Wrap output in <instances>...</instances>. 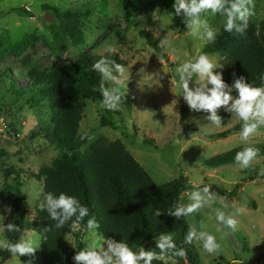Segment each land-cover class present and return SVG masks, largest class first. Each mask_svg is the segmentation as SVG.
<instances>
[{"label": "rangeland", "instance_id": "obj_1", "mask_svg": "<svg viewBox=\"0 0 264 264\" xmlns=\"http://www.w3.org/2000/svg\"><path fill=\"white\" fill-rule=\"evenodd\" d=\"M25 8H29L30 13H25ZM52 9L59 14L69 11L77 15L73 23L83 33L84 46L56 45L49 25L59 20ZM251 11L249 20L256 24L264 20L262 0H252ZM47 14L54 19L53 23L45 21ZM127 14L130 15L128 19L125 18ZM207 19L219 33L225 18L217 14ZM182 20L183 17L176 16L174 10H168L165 0H0V44L14 45L30 35L37 38L20 57L0 59V71L5 68L12 71L14 77L17 71L31 66L53 70L85 53L118 58L125 68L120 77L121 90L130 97L132 109L128 111L123 102L117 110L107 108L114 128L102 127L101 104L87 102L79 134L88 142L81 150L99 137L121 141L157 185L182 176L184 184L189 187L182 195L181 203L184 204L189 203L186 194L195 191V187H213L228 192L238 184L241 189L244 187L237 198L215 197L210 207L201 208L185 219L197 233L215 234L220 244L217 252L208 254L195 240L201 264H255L264 253V231L260 235L257 232L264 228V126L247 141H242V122L223 109L219 110L223 118L220 126L204 121V113L190 112L180 97L175 69L179 63L198 58L208 42L187 34ZM143 32L157 40L170 63L162 60L146 43L140 36ZM50 47H57L60 54L51 55ZM110 48L114 51L110 52ZM207 56L216 65L221 60L218 54ZM16 82L27 84L23 78ZM4 87L5 83L0 82V150L6 152L0 157V191L12 184L11 178L5 177V170L21 169L23 192L27 196V216L33 220L41 202L42 183L29 176L36 174L40 167L50 165L60 151L47 140V128L42 125L47 122L48 110L32 108L26 97L14 100L4 92ZM193 118L200 120L198 125L192 122ZM47 125L51 128V124L47 122ZM235 126H239V130L227 138H207ZM245 147L258 149V156L247 169H241L235 161L236 156L227 158L226 154ZM246 182L249 183L245 185ZM13 198V191L8 189L5 197L0 199V218H3L0 221V244L7 243L4 225L13 213ZM8 208L10 212L5 211ZM217 209L237 220L235 231L223 228L216 221ZM218 228L221 230L217 231ZM94 231L97 233L96 229ZM82 233L81 239L77 238L78 230L67 237L72 248L76 249L81 244L84 249L90 244L99 246L104 242L98 233L95 237L87 229ZM29 237L37 240L40 246V237L32 229H25L19 241ZM0 250L4 248L0 247ZM19 259L11 256L4 264H27L29 260H33V264H41L40 247L34 257L25 255ZM163 259L167 264H175L166 257Z\"/></svg>", "mask_w": 264, "mask_h": 264}, {"label": "trees", "instance_id": "obj_2", "mask_svg": "<svg viewBox=\"0 0 264 264\" xmlns=\"http://www.w3.org/2000/svg\"><path fill=\"white\" fill-rule=\"evenodd\" d=\"M173 3L174 0H165L168 10H174ZM52 11L59 20L58 23L49 25L51 38L56 45L84 46L83 33L73 23L77 15L69 11L61 14L56 9ZM129 17L127 14L125 18ZM140 36L162 60L170 63L167 54L152 35L143 32ZM36 40V36L30 35L14 45L0 44V59L20 57ZM50 51L54 56L61 52L57 47H50ZM201 54L221 56L218 65L223 68L218 71L223 72L224 79L229 84L233 82L235 74V77L243 76L252 87L264 86L261 79L264 77V20L256 24L248 19L243 33L225 32L222 25L216 40L204 45ZM102 57L123 64L115 56ZM102 57L85 53L63 67L45 70L31 66L30 69L17 71L14 77L12 71L5 68L0 71V82L5 83L6 94L17 101L26 97V102L32 108L44 107L48 110L46 121L51 124V128L45 121L42 125L47 128V140L57 146L60 154L50 165L40 167L36 174L29 176L42 183L40 203L46 193L59 195L64 192L77 197L89 209V216L79 225L68 221L60 229L54 227L55 222L48 217L46 211H40L39 205L36 208V218L29 220L27 196L23 192L24 184L21 180L22 170L8 168L4 175L7 179L11 178L12 184L0 191V199L5 197L8 189L13 191V213L8 223L16 225L20 231L8 232L4 228V237L7 243H15L25 229H32L40 237L41 264H73L72 257L83 247L79 244L76 249L71 248L67 237L78 230L80 234L77 238L81 239L82 232H86L87 220L94 217L99 224L96 231L102 239L110 237L121 240L133 251H139L141 247L152 250L175 264H201L194 246L195 240L191 244L185 242V236L191 229L185 216L176 219L167 215L174 204L181 203V196L189 189L182 176L164 185H157L119 140L109 141L105 137H99L89 143L85 150H81L88 142L79 134L87 102L101 104L103 100L100 74L91 70V66ZM19 78L27 80V84L17 83ZM122 102L131 111L130 97L125 94ZM102 111V127L114 128L108 109L102 107ZM238 130L239 126H235L207 138L224 139ZM242 150L243 148H236L228 152L226 157L235 156ZM5 154V151L0 150V157ZM203 188L194 189L196 191ZM208 188L215 197L233 200L237 198L241 186L236 185L230 192ZM157 211L162 214L157 216ZM162 234L171 236L176 244V251L183 249L185 255L173 256L171 252L161 254L154 238ZM10 257L11 254L5 249L0 250V264H4ZM153 264L167 263L156 259ZM255 264H264V253Z\"/></svg>", "mask_w": 264, "mask_h": 264}, {"label": "clouds", "instance_id": "obj_3", "mask_svg": "<svg viewBox=\"0 0 264 264\" xmlns=\"http://www.w3.org/2000/svg\"><path fill=\"white\" fill-rule=\"evenodd\" d=\"M251 5L252 0H174L172 8L176 16L183 17L182 22L187 34L212 43L218 33L208 23V16L220 14L225 18L223 24L225 32L243 33L252 15ZM109 51L112 52L114 49L110 48ZM222 68L223 66L214 64L205 54L179 63L175 72L178 75L180 97L191 113H204L203 120L210 124L221 125L223 119L219 114L221 109L230 116L237 117L242 122L240 138L242 141H247L261 126H264V86L252 87L243 76L235 77V74H233V82L229 84L225 81L223 72L217 71ZM91 70L99 73L101 77L100 90L103 97L101 107L119 109L125 95L121 91L120 79L125 71L124 66L102 57L91 66ZM261 79L264 81V77ZM198 121L200 120L193 118L192 122L198 125ZM257 156L258 149L245 147L236 154L235 161L241 169H247ZM186 195L189 203L174 204L167 212L168 216L176 219L189 216L201 208L210 207L215 199V194L208 187ZM183 198L182 196L181 199ZM39 209L47 212L48 217L55 222L56 229L62 228L68 221L79 225L89 216L88 207L81 204L77 197L64 192L59 195L46 193L43 202L39 204ZM5 211L10 212L11 209ZM161 214L160 211L156 212L157 216ZM215 219L223 228L233 231L237 228V220L220 209L215 211ZM2 220L3 218H0V221ZM4 228L8 232L20 231L11 223L4 225ZM98 228L99 224L94 217L87 220L86 229L92 236L97 235L94 230ZM194 240L199 241L203 251L208 254L220 249L217 236L213 233L204 231L197 233L190 229L185 236V242L191 244ZM154 243L161 254L171 252L173 256L185 255L183 249L176 251V244L171 236L162 234L154 238ZM0 247L10 253L14 259H19L25 255L34 257L40 246L37 240L29 237L15 243L0 244ZM160 258L161 256L152 250L141 247L139 251H133L127 243L107 237L99 246L90 244L77 251L72 260L73 264H153L154 260ZM27 264H33V260H29Z\"/></svg>", "mask_w": 264, "mask_h": 264}, {"label": "crops", "instance_id": "obj_4", "mask_svg": "<svg viewBox=\"0 0 264 264\" xmlns=\"http://www.w3.org/2000/svg\"><path fill=\"white\" fill-rule=\"evenodd\" d=\"M236 156V155H235ZM232 157V156H231ZM222 158V157H221ZM227 158H229V157H227ZM218 160H220V159H218ZM251 182V181H250ZM249 182H246L245 183V185H247ZM243 188L244 187H242V189L240 190L241 192H242V190H243ZM261 231L263 232L264 231V228L262 227L261 228V230H258L257 232H258V234L260 235V233H261ZM264 233V232H263ZM69 245V244H68ZM70 246V245H69ZM71 247V246H70ZM72 248V247H71ZM160 259H162L163 261H164V259H163V257H161Z\"/></svg>", "mask_w": 264, "mask_h": 264}, {"label": "water", "instance_id": "obj_5", "mask_svg": "<svg viewBox=\"0 0 264 264\" xmlns=\"http://www.w3.org/2000/svg\"><path fill=\"white\" fill-rule=\"evenodd\" d=\"M45 21L48 22V23L49 22L53 23L54 19L50 15L47 14V15H45Z\"/></svg>", "mask_w": 264, "mask_h": 264}, {"label": "built area", "instance_id": "obj_6", "mask_svg": "<svg viewBox=\"0 0 264 264\" xmlns=\"http://www.w3.org/2000/svg\"><path fill=\"white\" fill-rule=\"evenodd\" d=\"M24 12H25V13H30V12H29V8H25V9H24Z\"/></svg>", "mask_w": 264, "mask_h": 264}]
</instances>
